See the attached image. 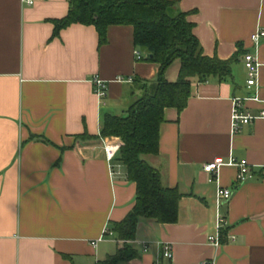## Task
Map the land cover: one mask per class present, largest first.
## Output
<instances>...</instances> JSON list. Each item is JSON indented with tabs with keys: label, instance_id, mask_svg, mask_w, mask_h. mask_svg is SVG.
I'll return each mask as SVG.
<instances>
[{
	"label": "crops",
	"instance_id": "0c3cea01",
	"mask_svg": "<svg viewBox=\"0 0 264 264\" xmlns=\"http://www.w3.org/2000/svg\"><path fill=\"white\" fill-rule=\"evenodd\" d=\"M170 1L169 14H184L202 55L235 59L228 78L192 79L181 111L163 108L157 152L142 159L181 194L176 220L139 217L128 242L137 256L116 264H264V120L229 130L232 98L243 111L264 108V36L250 39L264 29V0ZM67 5L0 0V264H95L121 247L102 231L133 205L134 183L104 155L103 140L112 139L96 135L101 114L121 113L140 94L115 78L150 82L158 65L142 52L135 59L129 25L107 26L100 45L92 25L72 23L53 35V20ZM245 52L257 62L254 88L245 86ZM171 63L168 81L177 73ZM94 75L106 83L101 99L92 92ZM228 156L246 160L242 183H235L233 165L202 171L203 163ZM218 188L230 196L216 204ZM217 216L225 225L215 248L206 236L216 233ZM163 244L169 258L161 257Z\"/></svg>",
	"mask_w": 264,
	"mask_h": 264
},
{
	"label": "trees",
	"instance_id": "16d2710c",
	"mask_svg": "<svg viewBox=\"0 0 264 264\" xmlns=\"http://www.w3.org/2000/svg\"><path fill=\"white\" fill-rule=\"evenodd\" d=\"M172 4L170 0H68L66 14L53 20V35L72 23L92 25L98 45L105 42L107 26L129 25L135 49L151 54V58L144 60L158 65L153 81L132 78L131 87L140 94L120 114L106 112L100 116L96 137H113L119 142L113 160L123 166L126 179L134 183L135 190L130 210L108 227L115 239L121 241V247L95 264H116L137 256L128 242L134 237L139 217L157 223L175 222L181 194L163 186L158 171L142 156L157 152L162 110L174 107L179 112L185 107L192 79L204 82L230 76L235 57L220 60L202 55L191 32L192 24L185 20L184 14H169ZM174 60L178 63L176 78L168 81L163 73ZM81 137L95 136L82 134Z\"/></svg>",
	"mask_w": 264,
	"mask_h": 264
},
{
	"label": "built area",
	"instance_id": "2783aa9c",
	"mask_svg": "<svg viewBox=\"0 0 264 264\" xmlns=\"http://www.w3.org/2000/svg\"><path fill=\"white\" fill-rule=\"evenodd\" d=\"M34 0H20L22 5H31ZM264 36V29H257L250 35V39L253 44H255L259 37ZM135 59H140L141 55L137 50H134ZM242 61L245 68V86L247 88H254L256 85V75H257V62L255 56L251 52H245L242 55ZM117 82L123 83H131L132 76H117L115 78ZM90 83L92 86V92L98 97L103 98L106 93V83L101 80L99 77L94 75L90 79ZM251 99H255V95L250 96ZM255 119L264 120V108L259 109L256 113H250L248 111H243L241 109V99L240 98H232L231 100V108L229 115V130L230 133H236L239 131L242 125L248 124ZM112 141L103 140V151L106 160L111 163L116 154L117 148L119 146V142L113 140L112 137H109ZM220 165H233L237 168V172L235 174V183H242L249 176V167L245 159L235 160L234 158L228 156L226 159H222L220 157H214L210 161H207L202 164L201 169L204 173L208 175H212ZM230 196V190L226 188H218L215 194L216 204L225 201ZM225 225L224 218L221 216H217L216 219V233L212 235L206 236V241L214 246L215 248L219 245V239L217 232ZM111 231L108 228H104L102 231L103 235H109ZM229 239H232V236H229ZM161 257L169 258L170 250L167 244H163L161 247ZM153 264H160L158 260L154 261ZM198 264H213L210 260H202Z\"/></svg>",
	"mask_w": 264,
	"mask_h": 264
},
{
	"label": "rangeland",
	"instance_id": "374dc122",
	"mask_svg": "<svg viewBox=\"0 0 264 264\" xmlns=\"http://www.w3.org/2000/svg\"><path fill=\"white\" fill-rule=\"evenodd\" d=\"M176 63H177V61L176 60H174L172 63H171V66H170V68L172 69V68H174L175 67V65H176ZM169 68V69H170ZM114 114H120V111H114Z\"/></svg>",
	"mask_w": 264,
	"mask_h": 264
},
{
	"label": "water",
	"instance_id": "95a60500",
	"mask_svg": "<svg viewBox=\"0 0 264 264\" xmlns=\"http://www.w3.org/2000/svg\"><path fill=\"white\" fill-rule=\"evenodd\" d=\"M144 58H145V59H149V58H151V54H148V53H147V54H144Z\"/></svg>",
	"mask_w": 264,
	"mask_h": 264
}]
</instances>
